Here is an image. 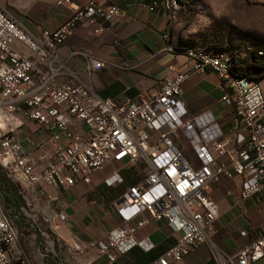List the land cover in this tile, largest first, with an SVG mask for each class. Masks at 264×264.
<instances>
[{
  "label": "built area",
  "instance_id": "built-area-1",
  "mask_svg": "<svg viewBox=\"0 0 264 264\" xmlns=\"http://www.w3.org/2000/svg\"><path fill=\"white\" fill-rule=\"evenodd\" d=\"M183 0H148L146 8H162L170 18ZM56 4L71 14L56 28L42 29L39 36L28 33L0 5V167L23 191L56 183L70 187L87 180L112 161L121 169L142 165L141 177L111 203L121 224L89 247L112 263L133 246L148 250V240H137L136 230L162 220L176 241L152 264H173L201 244L207 243L212 264H254L264 256V230L233 252L213 244L218 217L210 185L220 177H241L237 208L264 199V92L259 81L232 72L233 57L227 50L214 52L185 45L178 48L191 62L184 69L167 66L157 87L133 98L116 101L102 98L88 85L59 81L58 66H51L66 36L81 24L106 29L104 23L123 12L115 0H70ZM173 50V48H170ZM264 55L261 48L252 50ZM78 53V52H73ZM105 62L87 56L86 68L98 70ZM213 72L225 89L221 101L237 118L234 146H228L210 110L190 114L183 102L182 83L190 73ZM27 117L46 130L37 156L25 152L14 129ZM86 128L82 130L79 125ZM69 138L62 142L61 135ZM122 181L115 170L105 179L113 185ZM59 220H65L62 212ZM244 235V232H241ZM17 228L0 200V264L22 262L16 246Z\"/></svg>",
  "mask_w": 264,
  "mask_h": 264
},
{
  "label": "crops",
  "instance_id": "crops-1",
  "mask_svg": "<svg viewBox=\"0 0 264 264\" xmlns=\"http://www.w3.org/2000/svg\"><path fill=\"white\" fill-rule=\"evenodd\" d=\"M81 5L87 0H70ZM123 12L121 16L105 22L106 29L94 32V26L81 24L66 36L58 48L51 66L60 67L58 79L62 83L77 82L90 86L98 96L122 101L157 87L165 76L167 66L184 69L190 60L179 51L183 47L178 36L170 30V16L166 10L149 11L148 0H115ZM0 5L31 35L39 36L42 29H54L70 14L71 9L56 4V0H0ZM170 48H173L170 49ZM78 52V53H73ZM87 56L105 62L98 70L86 68ZM259 83L264 92V76ZM183 102L190 114L210 110L228 146H234V127L237 118L233 109L221 101L225 89L219 78L211 71L190 73L182 83ZM79 127L84 130L82 124ZM14 134L21 148L34 156L41 151L39 144L46 138V130L27 117L20 118ZM69 138L68 132L61 135L62 142ZM143 165V164H142ZM140 165V166H142ZM137 169L130 178L126 172ZM121 169L120 161L112 160L103 169L91 172L87 180H77L70 187L56 183L23 191L26 209H22L23 223L27 224L31 238L39 235L38 246L31 242L24 248L19 244L24 260L15 264H109L96 248L89 247L95 240H102L121 222L111 203L117 200L126 188L133 185L143 173V167ZM117 170L122 181L108 185L105 179ZM241 177H220L210 185V195L217 205L218 217L215 232L210 237L213 244L227 252L253 240L264 230V199L246 202L245 212L234 204L238 196ZM62 212L65 220H59ZM147 221L139 227L134 237L148 240V250L133 246L119 255L110 264H152L176 241L174 234L162 220L153 221L146 212L138 218ZM39 222L50 238V250H41L43 232L36 226ZM244 232V235H241ZM27 235V236H28ZM22 236V235H21ZM28 246V248H27ZM173 264H212L208 244L196 247L182 260ZM254 264H264V256Z\"/></svg>",
  "mask_w": 264,
  "mask_h": 264
},
{
  "label": "rangeland",
  "instance_id": "rangeland-1",
  "mask_svg": "<svg viewBox=\"0 0 264 264\" xmlns=\"http://www.w3.org/2000/svg\"><path fill=\"white\" fill-rule=\"evenodd\" d=\"M170 19V30L178 36L181 43L184 42L181 45H194L210 52L227 50L233 53L237 62L263 65L257 76L264 74V57H256L252 52L253 48L264 51V0H183L179 11ZM136 171L137 169H130L125 171V175L130 178ZM15 226L17 241L24 250L28 242L36 249L39 235L35 234L31 238L28 235L31 231L26 230L28 227L25 223ZM36 226L43 232L40 236L41 250H47L48 253L50 238L45 236L47 232L38 221ZM16 246L19 247L17 242Z\"/></svg>",
  "mask_w": 264,
  "mask_h": 264
},
{
  "label": "trees",
  "instance_id": "trees-1",
  "mask_svg": "<svg viewBox=\"0 0 264 264\" xmlns=\"http://www.w3.org/2000/svg\"><path fill=\"white\" fill-rule=\"evenodd\" d=\"M184 44V42L182 43ZM191 44V43H190ZM189 45V44H185ZM221 50V49H218ZM216 50V51H218ZM253 52V51H252ZM233 57L232 62V72L236 76H244L249 79L259 80L262 76H257V72L263 69V65L256 64L253 62H248L246 64H242L241 62H237L232 52H230ZM253 54L256 57H264L257 56L254 52ZM0 200L7 210L10 218L15 224L23 223V212L22 209H26V203L23 199V195L20 191L19 186L12 182L4 173V171L0 167Z\"/></svg>",
  "mask_w": 264,
  "mask_h": 264
}]
</instances>
